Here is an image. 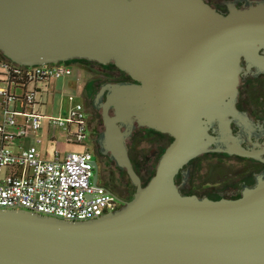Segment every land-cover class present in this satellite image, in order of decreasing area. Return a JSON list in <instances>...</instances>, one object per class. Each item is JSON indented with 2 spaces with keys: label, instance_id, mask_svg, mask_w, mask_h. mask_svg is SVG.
Wrapping results in <instances>:
<instances>
[{
  "label": "water",
  "instance_id": "water-1",
  "mask_svg": "<svg viewBox=\"0 0 264 264\" xmlns=\"http://www.w3.org/2000/svg\"><path fill=\"white\" fill-rule=\"evenodd\" d=\"M225 4L224 14L204 0H0V52L12 62L86 60L131 77L103 83L94 105L102 152L136 187L87 221L0 209V264H264V180L220 200L183 195L176 183L201 154L245 153L229 116L241 60L264 64V0ZM135 124L173 138L145 185L126 144Z\"/></svg>",
  "mask_w": 264,
  "mask_h": 264
},
{
  "label": "built area",
  "instance_id": "built-area-1",
  "mask_svg": "<svg viewBox=\"0 0 264 264\" xmlns=\"http://www.w3.org/2000/svg\"><path fill=\"white\" fill-rule=\"evenodd\" d=\"M74 73L75 67L70 63L23 66L0 52V209L87 221L121 207L116 194L93 182L94 159L87 145L85 104L77 102L62 117L46 116L37 109L44 86ZM45 122L53 130L61 129L68 142L73 143L71 139L75 137L73 144L83 150L58 149L50 159L44 158L36 146L13 151L14 138L35 135Z\"/></svg>",
  "mask_w": 264,
  "mask_h": 264
},
{
  "label": "flooded vegetation",
  "instance_id": "flooded-vegetation-1",
  "mask_svg": "<svg viewBox=\"0 0 264 264\" xmlns=\"http://www.w3.org/2000/svg\"><path fill=\"white\" fill-rule=\"evenodd\" d=\"M204 1L217 11L225 14L228 12L227 5L225 4L227 1H235L236 6L242 8L250 1L255 2L258 0ZM260 54L264 56V49L260 51ZM78 61L81 60H73L68 63L73 65L78 63ZM241 66L243 71L240 74L238 96L235 103L237 116H229V119L231 120L232 135L245 153L236 154L213 151L201 154L193 159L180 171L176 178V183L183 195H194L198 198H208L211 200L223 198L238 199L242 197L245 189L255 188L260 180H264V64L258 67L242 59ZM93 78L91 76L86 81L85 87L81 92V97L85 101L83 103L85 104L88 118L87 145L93 154V161L97 162L94 174L98 173V182L116 194L122 206L123 202L131 200L133 196L130 197V186L121 175L124 172L127 174V172L116 165L115 161L110 158L109 153L105 154L102 152L99 139L105 130V126L103 131L100 132L98 130L101 122L104 125L103 117L102 121H100L94 111H101L102 116V110L96 108L94 99L91 102L88 101L86 91L89 81ZM122 81L133 80L129 75H126V80ZM110 114L113 115V111H110ZM214 128H217V125ZM122 129L124 130V128ZM148 132L159 135L163 134L171 138L169 144L173 140L168 134L135 124L126 144L133 167L138 174L132 150L134 146H141L145 143ZM210 133L217 136V133H214L213 130H210ZM229 144L232 146L233 142ZM142 183L144 185L143 179Z\"/></svg>",
  "mask_w": 264,
  "mask_h": 264
},
{
  "label": "rangeland",
  "instance_id": "rangeland-1",
  "mask_svg": "<svg viewBox=\"0 0 264 264\" xmlns=\"http://www.w3.org/2000/svg\"><path fill=\"white\" fill-rule=\"evenodd\" d=\"M77 64L82 65L81 67L84 69L83 72H77L76 75L82 77L83 84L86 83V81L93 76L94 78L89 81L86 91L88 96V101L91 102L96 93L98 92L100 86L104 82H116V81H122L126 80V75L119 70L115 65L113 64H106L102 65L96 62H90L86 60L78 61ZM47 95L44 96V101H47ZM77 102H85L84 99H79ZM46 102H44L45 104ZM61 108V105L59 102H53L49 100L47 104L45 105V108H43V112L49 113V114H56L59 109ZM97 115V118L102 121L101 111L94 110ZM0 117L3 118V114L0 111ZM99 131L104 130V125L101 122L98 127ZM46 129V131H45ZM48 127L46 124L43 126L42 133L47 132ZM75 131V129L73 128ZM45 136V135H44ZM72 142L74 143L75 137H73ZM171 141V138H168L167 136L163 134H154L152 132H148L146 135L145 143L141 146H134L132 150V156L134 159V162L137 166V170L139 172V175L142 177L144 184H146L150 178L152 177L153 173L155 172L157 163L165 151V148L168 146L169 142ZM42 150L46 149L50 151L51 149H54V145L50 143L42 144ZM71 151H76L72 147H69ZM156 151V154H155ZM122 177L126 180L127 184L130 186V197L133 196L134 192L136 191V187L131 183L128 175L124 172L121 174Z\"/></svg>",
  "mask_w": 264,
  "mask_h": 264
},
{
  "label": "crops",
  "instance_id": "crops-1",
  "mask_svg": "<svg viewBox=\"0 0 264 264\" xmlns=\"http://www.w3.org/2000/svg\"><path fill=\"white\" fill-rule=\"evenodd\" d=\"M75 67V73L73 76L57 81H53L50 84H47L44 86L43 91L41 92L40 102L37 106V109L46 116H56V117H62L67 116L69 114L70 109L77 103L79 99H81V92L83 88L85 87V84H83L82 77L77 76V72H83L84 69L81 67L80 64H73ZM18 94L20 93V90H15ZM47 95V101H44V96ZM55 101L59 102L61 105V108L56 114H49L43 112V108H45V105L47 102ZM44 102H46L44 104ZM21 121V118H19ZM3 121V118L0 117V123ZM44 124L47 125L48 130L47 132L42 133ZM42 126V128L35 134L24 138L16 137L13 140V143L11 144V148L14 152H20L21 150L25 148H29L31 146H36L38 150L41 152L42 156L46 159H50L53 155V152L55 150H61L62 152H68L71 151L69 147H72L76 151H82L83 147L68 142V136L61 130V129H55L53 130L48 126V124L45 122ZM11 132H15L14 129H10ZM46 131V129H45ZM45 135V136H44ZM50 143L51 145H54V149H51L50 151L43 149L42 150V144Z\"/></svg>",
  "mask_w": 264,
  "mask_h": 264
},
{
  "label": "trees",
  "instance_id": "trees-1",
  "mask_svg": "<svg viewBox=\"0 0 264 264\" xmlns=\"http://www.w3.org/2000/svg\"><path fill=\"white\" fill-rule=\"evenodd\" d=\"M123 73H124L125 75H127L125 72H123ZM154 173H155V172H154ZM154 173H153V175H154ZM153 175H152V176H153ZM146 184H147V183H146ZM144 185H145V184H144Z\"/></svg>",
  "mask_w": 264,
  "mask_h": 264
}]
</instances>
